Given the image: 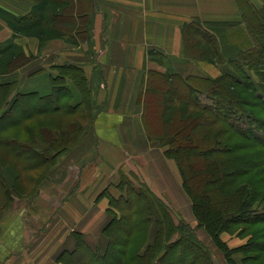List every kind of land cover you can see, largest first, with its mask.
<instances>
[{
	"label": "trees",
	"instance_id": "16d2710c",
	"mask_svg": "<svg viewBox=\"0 0 264 264\" xmlns=\"http://www.w3.org/2000/svg\"><path fill=\"white\" fill-rule=\"evenodd\" d=\"M36 1V6L28 16L6 20L16 36L35 37L40 42H46L60 37L61 30L70 32L75 29L73 23H61L62 9L64 11L65 7L56 0ZM249 7L250 13L243 14L240 22L195 21L196 23L185 25L183 29V32L193 30V33L195 30L202 39L200 42L193 33H189L185 42L188 51L198 54L202 61L211 65L227 63L230 70L221 72L215 79L196 75L162 77L159 81L166 88L165 92L158 95L156 92L163 90L156 89L150 95L157 98L154 102L158 103L155 111L152 108V113H158L157 116L165 127L162 134L155 133V137L165 148V157L176 164L182 188L197 220L196 226L175 218L171 209L143 183L120 175L113 189L118 191L123 187L125 191L128 189V193L118 191L119 195L116 196L108 188L102 192L109 199V206L112 208L111 219L102 231L104 245L92 246L80 234H76L75 248L60 253L58 262L214 264L210 248L195 233L198 227H202L211 238L212 245L222 254L226 264H238L234 257L237 253L242 256L239 261L241 264H246L256 255H264V236H261L264 234V195L254 191L252 184L237 186L229 191L227 189L238 176L252 170L264 172V119L256 116L259 109L252 113L239 107L246 100L240 91L243 89L248 92L249 98L256 101L254 104H245L264 110V8ZM33 59L12 42L0 46V135L16 127L27 130V120L38 114L61 113L67 117L75 115L79 109L88 112V91L80 67H55L57 74L44 76L45 85L39 89L34 85L18 89V81L1 79ZM68 83L71 84L70 88ZM168 92L175 100L171 105L169 100L163 99ZM189 107L196 111L190 114ZM88 114L92 121L90 113ZM176 116L182 123H198V129L189 133L194 153L181 151L182 130L175 131L172 123ZM217 121L251 142V146L262 149L253 154L235 157L232 154L234 146L219 142L207 129L210 123ZM72 129L59 132L53 139L52 135L46 136L47 143L57 144L60 138L68 144ZM166 136L171 138L170 141H164ZM20 143L16 136H10L5 141L0 140V147L11 152L25 149L29 157L43 158L44 154L26 149L29 145ZM64 151L61 149L57 156ZM215 155L225 157L216 158ZM55 160L50 157L51 162L45 163L53 164ZM45 163L41 162L36 168ZM198 169L203 172L198 173ZM134 181L137 182V189H134ZM259 183L261 182L258 181ZM118 202H122L124 209L115 207L114 203ZM258 224L263 227L255 236L250 235L251 239H255L253 242L248 240L242 246L228 248L219 239L223 232L232 234L240 231L238 234H245L249 232L250 226Z\"/></svg>",
	"mask_w": 264,
	"mask_h": 264
},
{
	"label": "crops",
	"instance_id": "0c3cea01",
	"mask_svg": "<svg viewBox=\"0 0 264 264\" xmlns=\"http://www.w3.org/2000/svg\"><path fill=\"white\" fill-rule=\"evenodd\" d=\"M36 3L0 0V46L12 42L28 55L40 44L69 40L74 30H61L60 37L46 42L14 34L6 20L28 16ZM68 5L76 10L78 0H68ZM250 5L263 8L264 0H87L83 53L54 50L1 77L18 81V89H39L45 85L44 76L57 74L55 67H80L92 121L57 157L48 182L42 181L29 199L16 198L2 208L0 264H62L57 257L75 248L76 234L88 244L102 242V247V231L112 216L102 192L108 188L111 193L120 175L143 183L175 218L196 226L176 164L165 157V148L146 121L145 98L158 89L149 85L153 75L158 81L175 75L215 79L230 70L227 63L211 65L188 51L185 42L193 31L183 29L195 21L240 22ZM216 70L219 74L213 76ZM202 231L201 241L206 236Z\"/></svg>",
	"mask_w": 264,
	"mask_h": 264
},
{
	"label": "rangeland",
	"instance_id": "374dc122",
	"mask_svg": "<svg viewBox=\"0 0 264 264\" xmlns=\"http://www.w3.org/2000/svg\"><path fill=\"white\" fill-rule=\"evenodd\" d=\"M56 1L66 6L64 14L62 13L63 18L61 20V23L64 24L66 23L67 25H69L70 23L71 24L75 23L76 29H74V32H72V34H70L68 41L62 38L40 44L38 51L34 52L33 54L31 53L28 54L31 57L37 58V56L40 57L42 55L48 54L51 51L54 50L56 51L59 49L69 50L70 53H76V56L84 52V48H83L84 46L82 43L88 41L86 33L84 31L86 29V24L88 22H87L86 14L83 15V10L84 8H86L87 0H78V8L76 10L74 6L68 5V0H56ZM245 11L246 13L249 12L247 9H245ZM194 32L196 31L194 30ZM196 36H197L196 38L200 39L202 42L201 37H199L198 35ZM70 70L71 69H68V71ZM218 74L219 73L217 72V70L215 73L212 72L213 76H217ZM155 77L157 76L153 75L151 77V81L149 85H155L159 90H163V91H157L156 93H158V95L163 94L166 88H163L160 81H158V79ZM70 86L71 84L68 83V88H70ZM240 91L244 99H246L244 101L245 103L248 104L256 103V101L249 98L248 92H246L243 89H241ZM165 98L167 101L168 100L170 101L169 105L175 102V100L172 99V95H169V92L166 94V96L163 99ZM156 99L157 98L153 96H148L145 98V103L147 104L145 107L146 109L145 118L146 121H149L150 123L151 126L150 129L153 130L158 135H161L162 134L161 132L165 127L163 126L159 117L157 116L158 113H156L155 115L154 113H152V108H154L155 111L156 105L158 104L156 101L154 102V100ZM250 100L252 102H249ZM245 103H242L239 106L240 109L247 110L248 112H252V113L254 112L256 113L257 109H259V114L257 113V115L256 114L255 115L260 119H264L263 109H260L259 107L257 108L251 107L249 105H246ZM162 111L163 108H161V112ZM195 111L196 109L190 107L188 108V112L190 114ZM158 112H160V110ZM154 119L157 121L156 126ZM90 122L91 120L89 118L88 112L83 109L81 110L79 109V111L76 112L75 115L70 116V118L68 117V119H66L65 115H62L61 113L38 114L33 117H30L29 120H27V130H22V129L20 130L19 127H16L10 130H6L5 133L0 135V140L3 141H5L10 136H16L18 138V141L21 142L20 144H23L24 142L25 143L24 145L26 146L29 145L27 146L26 149H30V150L32 149L34 152L36 151L37 153L44 154L43 158L37 159L38 157L36 156L29 157V154L26 153L25 149L15 150V152L12 150L11 152L9 149L4 148L3 146L0 147V208L1 207L3 209L7 208V206H9V204L12 203L16 198H19L21 200L29 199L32 195L35 194L38 186L41 184L42 181L44 183L48 182L50 176L52 177V175H50L49 172L51 171V168L56 162L55 158L59 154L58 152L61 149H63L64 151L65 149H67V147H70L73 144H75L77 138L79 137V135H81L82 131H84L85 129H87V127H89ZM172 123L174 126L173 128H175V131L182 130L180 133V137L182 140L180 146L182 148L184 146V148L183 149L181 148V151L183 150L187 153L188 152L194 153V149L192 147V142L190 140L191 137L189 136V133L198 129L197 126L198 123L193 121H191L190 123H182L179 121L178 116H176V118ZM71 124L72 126H70ZM185 127L187 128L184 129ZM71 128L73 129L71 130L72 132L70 131L71 133L69 135L68 144L64 143L65 140L60 138L58 139L57 144L47 143V140L45 138L46 136L52 135L51 138L53 139L55 138L54 135H57L59 132L60 133L64 131L68 132V130H70ZM207 129L210 131L212 135L214 134L216 139L218 138L219 142H225L226 144L233 145L234 148L232 154L235 155V157L241 156L242 154H246V153L253 154L257 152L259 149H262L258 146L257 147L251 146L250 144L251 142L245 140L240 135L234 134L228 129V127L225 124L219 121L210 123ZM42 132L44 133L42 134ZM51 138H49V140H51ZM170 139L171 138L166 136L164 141H168V140L170 141ZM50 157L54 158L55 160L53 164H49L51 162L49 161ZM215 157L224 158L225 156L215 155ZM48 161L49 163H45ZM41 162L45 164H42L41 165L42 167L36 168V166L40 165ZM206 163L209 164L208 162ZM196 171H198V173L203 172V170L200 169ZM194 174L196 175V172H194ZM258 181H260L261 183L258 184ZM248 184L250 185L252 184L251 187L254 188V191L256 192L259 191V193L264 195V172L257 173L256 170H252L250 173L238 176L236 181H234V183L228 186L227 189L229 191L237 186H243ZM9 187L10 189H8ZM134 189H137V182L135 181H134ZM123 190L124 188L122 187V190H118V191L122 192ZM127 190L126 191L124 190L125 194L128 193ZM118 191L113 189L111 193L117 196L119 195ZM114 204L116 208L120 207L121 209L122 207V209H124V206H121L122 202L121 203L118 202ZM2 208L0 209V214L3 212ZM262 227L263 226L259 224L252 225L250 226L249 232H245V234L244 233L238 234L241 233L240 231L233 232L232 234H230L229 232L228 233L223 232L220 234L219 239L220 241L224 242L228 248L242 246L248 240H251L252 242L255 241V239H251L250 235L253 234V236H255L256 233H258L262 229ZM198 229L199 230H196L195 233L197 237H200L198 233L199 231L202 230L204 231V229L202 227H198ZM235 229L238 230V228ZM206 236L208 235L206 234ZM206 236L203 238L202 243L210 248L212 252L213 263L226 264L222 254L212 245L211 238L209 236L208 237ZM261 236H264V234ZM262 241H264V239ZM89 242L90 245L92 246L98 245V243H102L98 241H89ZM234 257L238 260V264H241L239 261L242 260V256L239 253H237L234 255ZM254 257L255 258L250 259L248 262H246V264H264V255L262 257H259L257 255Z\"/></svg>",
	"mask_w": 264,
	"mask_h": 264
}]
</instances>
